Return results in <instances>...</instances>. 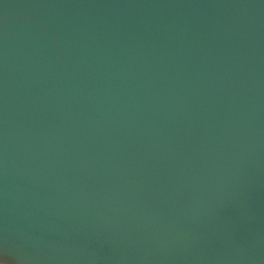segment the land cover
I'll return each instance as SVG.
<instances>
[{
    "label": "bare ground",
    "instance_id": "obj_1",
    "mask_svg": "<svg viewBox=\"0 0 264 264\" xmlns=\"http://www.w3.org/2000/svg\"><path fill=\"white\" fill-rule=\"evenodd\" d=\"M0 259L264 264V0H0Z\"/></svg>",
    "mask_w": 264,
    "mask_h": 264
},
{
    "label": "water",
    "instance_id": "obj_2",
    "mask_svg": "<svg viewBox=\"0 0 264 264\" xmlns=\"http://www.w3.org/2000/svg\"><path fill=\"white\" fill-rule=\"evenodd\" d=\"M0 262H2L4 264H11L7 259H0Z\"/></svg>",
    "mask_w": 264,
    "mask_h": 264
}]
</instances>
